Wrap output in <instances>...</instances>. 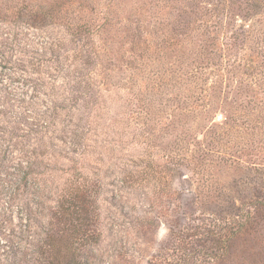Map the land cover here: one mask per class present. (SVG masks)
<instances>
[{"label":"rangeland","instance_id":"1","mask_svg":"<svg viewBox=\"0 0 264 264\" xmlns=\"http://www.w3.org/2000/svg\"><path fill=\"white\" fill-rule=\"evenodd\" d=\"M7 140L37 182L0 174V264H43L77 187L76 264H264V0H0Z\"/></svg>","mask_w":264,"mask_h":264},{"label":"trees","instance_id":"2","mask_svg":"<svg viewBox=\"0 0 264 264\" xmlns=\"http://www.w3.org/2000/svg\"><path fill=\"white\" fill-rule=\"evenodd\" d=\"M28 117L36 119L33 114ZM8 144L9 141L7 140V147L5 149L0 144V163L8 160V154L10 153L8 149L10 146H8ZM24 164L23 166L21 162H17V164L9 167L3 165L0 170V174L3 173V183H6L7 186L6 197L9 200L17 199V197L19 198L20 194L24 196V194H26L25 189L31 188L32 184L37 182L31 175V172H33L31 168L33 166L34 169L35 162L32 161L31 158H28L24 161ZM8 168H11L14 172ZM78 188L79 187H77L75 191L68 189L67 192L62 194V197H60L61 199L58 201V214L56 215L58 218L57 225L52 223L50 229L52 233L47 235L48 238L45 244L43 243L42 245V253L47 258L44 259L45 261L43 264H64L66 259V264H76L77 255L75 249L78 247L79 240L82 238L87 239L88 236H90L85 228L90 226L89 216L85 214L87 213V205H85V203H87L88 200L85 199L86 197L83 194L84 190H80V187L79 190L82 192L80 193L77 190ZM59 239L60 241L61 239L65 240L59 243ZM214 241L219 244L216 251L221 252L214 256L215 258H222L224 254L227 253L226 240L214 238ZM62 256H65V259H62Z\"/></svg>","mask_w":264,"mask_h":264}]
</instances>
